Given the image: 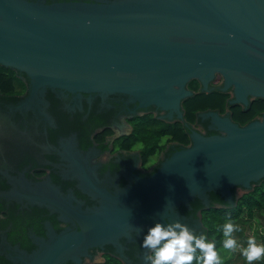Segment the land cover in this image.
Returning a JSON list of instances; mask_svg holds the SVG:
<instances>
[{"label":"water","instance_id":"obj_1","mask_svg":"<svg viewBox=\"0 0 264 264\" xmlns=\"http://www.w3.org/2000/svg\"><path fill=\"white\" fill-rule=\"evenodd\" d=\"M0 64L26 75L24 105L46 86L120 91L172 121L186 84L208 91L215 75L229 103L246 105L264 97V0H0ZM197 114L219 132L191 129L153 172L10 264H76L216 190L229 201L231 186L252 188L264 176V110L243 124Z\"/></svg>","mask_w":264,"mask_h":264},{"label":"flooded vegetation","instance_id":"obj_2","mask_svg":"<svg viewBox=\"0 0 264 264\" xmlns=\"http://www.w3.org/2000/svg\"><path fill=\"white\" fill-rule=\"evenodd\" d=\"M14 71L21 85L12 91L0 90V264L12 263L60 228L153 172L173 150L189 143L191 129L204 134L219 132L208 127V116L197 114L211 108L197 110L191 122L184 119L183 110L182 117L175 120L186 126L189 140L179 143L162 135L157 141L162 146L144 154L146 147L141 141L132 144L134 123L146 114L165 120L162 110L152 105L137 106V101L120 91H71L49 86L39 101L24 105L21 101L27 94L28 79L21 71ZM219 81L210 84L216 87ZM212 110L230 116L228 108ZM238 188L231 186L232 193ZM239 191L232 196L235 201L243 192ZM66 201L76 214L61 208ZM205 201L200 198L174 212L179 218L173 221L164 217L157 222L179 221L213 241L202 221V211L232 203L217 190L206 195ZM258 211L254 208L251 214ZM155 223L76 264H145L142 241ZM241 228L235 233L245 237L242 246L260 233L263 242H256L264 245L261 229L251 227L245 232ZM216 249L223 264H232L237 258L223 248V240L216 243ZM260 261L264 264V259Z\"/></svg>","mask_w":264,"mask_h":264},{"label":"trees","instance_id":"obj_3","mask_svg":"<svg viewBox=\"0 0 264 264\" xmlns=\"http://www.w3.org/2000/svg\"><path fill=\"white\" fill-rule=\"evenodd\" d=\"M14 72L13 68L0 64L1 91H12L17 87L18 83L21 85V79ZM19 73L25 75L22 72ZM219 79L220 76L215 75L212 82L215 83ZM186 85L193 91L192 94L184 97L181 101V106L184 110L183 116L187 122L195 119L197 110L207 108L217 109L220 112L228 108L231 119L238 124L245 123L264 110V97L261 96L252 97L247 105L227 103L230 94L229 90L223 91L216 86L208 91H201L197 80L188 82ZM138 120L134 123L133 132L131 133L132 144L137 140L141 141L146 147V150L145 148L143 150L144 154H148L162 146V144L157 142L162 135L166 139H174L179 143H186L189 140L187 128L179 120H161L152 117L150 114H146V118L145 116H141ZM263 206L264 176L256 181L252 188L242 192L231 206L208 207L204 209L202 211V221L205 223L209 235L213 236V241L218 244L224 239L222 228L225 223L229 222V219L234 223L242 219L241 215L243 212L251 216L254 208L258 211ZM238 235L245 242V237L241 234Z\"/></svg>","mask_w":264,"mask_h":264},{"label":"clouds","instance_id":"obj_4","mask_svg":"<svg viewBox=\"0 0 264 264\" xmlns=\"http://www.w3.org/2000/svg\"><path fill=\"white\" fill-rule=\"evenodd\" d=\"M238 230L230 219L223 225V248L229 252L239 250L247 264L264 259V245L258 244L255 237H249L246 246L240 245L234 236ZM142 247L146 250L145 264H223L215 241L179 221L157 222L149 227Z\"/></svg>","mask_w":264,"mask_h":264},{"label":"rangeland","instance_id":"obj_5","mask_svg":"<svg viewBox=\"0 0 264 264\" xmlns=\"http://www.w3.org/2000/svg\"><path fill=\"white\" fill-rule=\"evenodd\" d=\"M230 91H231V89H230ZM164 112L165 111L162 112L163 113L162 116H164V114H165ZM138 145L139 144H136V146H138ZM152 159H153V156H152ZM240 187L241 188H238L235 194H233L232 190H231L229 203H232L234 201L232 196H235L236 194H238L240 192L239 191L240 189L241 190L244 189L242 186H240ZM243 214L241 215L242 219L239 220V221L234 222L233 224H235L239 228H240V226H242L241 229H245V232H247L248 228H251V227L256 228V227H258L259 230L261 229V231L264 233V207L261 210H259L258 212L253 213L251 217H248L247 215H246L247 217H245L244 216L245 214L244 215ZM256 230H258V229H256ZM234 236L237 239L238 243L241 245L242 241L239 238V236H237L236 233H234ZM255 236H256V240H260V243L263 242V239L261 238L262 237V233H260L259 235H255ZM263 237H264V235H263ZM234 253L236 254L237 258L234 260V262L232 264H247L246 260H244V257L240 254L239 250H237ZM254 264H262V262L261 261H256V262H254Z\"/></svg>","mask_w":264,"mask_h":264}]
</instances>
